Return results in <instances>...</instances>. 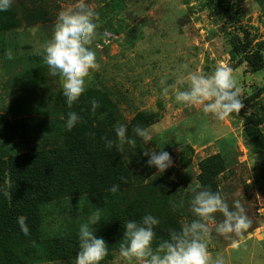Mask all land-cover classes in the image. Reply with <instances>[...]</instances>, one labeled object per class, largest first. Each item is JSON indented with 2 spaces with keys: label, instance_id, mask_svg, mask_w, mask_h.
<instances>
[{
  "label": "rangeland",
  "instance_id": "obj_1",
  "mask_svg": "<svg viewBox=\"0 0 264 264\" xmlns=\"http://www.w3.org/2000/svg\"><path fill=\"white\" fill-rule=\"evenodd\" d=\"M13 1L17 5L32 7V2L40 5L39 0ZM45 1L54 14L51 22L23 24L12 32L0 34V114L8 118L24 115L21 118L24 134L7 140L15 151L30 149L23 137L29 136L34 127L27 126V122L36 126L38 120L46 118L40 111L45 110L41 105L47 94L43 86L35 88V94L31 93L37 83L32 77H46L48 85L55 89L61 87L58 77L48 75L47 65L38 52L51 39L58 14L74 8L79 2ZM121 1L122 9L116 11L113 0H85L86 6L99 14L96 42L100 45L96 48L99 69L92 73L88 86L125 94L129 102H122L124 124L130 123L137 111L154 114L146 129L151 141L136 147L143 152L145 149H162L171 154L174 166L165 173L178 187L175 200L181 209L172 208L169 212L180 224L196 219L188 206L192 195L183 200L199 184V162L218 152L224 156L227 168L218 177L222 195L232 210L239 202L251 224L240 235L223 236L214 230L215 224L224 219L223 214H213V221L208 223L209 234L205 237L209 256L213 264L218 257L224 259V264H264V150L258 152L248 140L243 118L231 114L225 121H217L200 108L187 109L161 95V80L166 79L168 85H173L178 78L187 77V72L182 69L184 64L189 65L190 71L205 75L214 72L218 64H224L232 69L243 98L260 92L252 100L258 102L256 107L264 114V68L252 72L247 63H241L243 57L232 60L228 53L233 38L248 42V52L264 47V0H233L234 10L229 21L225 16H214L205 0ZM105 32L116 35L112 42L109 39L107 44L104 43ZM9 51L13 55L11 60L6 55ZM39 66L40 70L37 69ZM254 108L249 106L251 111ZM0 133L6 135L3 129ZM190 144L195 151L184 154L182 147ZM7 148L4 146L3 151L6 149V153H10ZM184 158L190 161L188 167L182 165ZM156 174L155 168L152 175ZM89 202L78 195L48 207L58 208L56 215L63 210L57 222L62 224L70 218L76 217L77 221L86 217ZM111 263L127 264L119 252ZM40 264H75V261H44Z\"/></svg>",
  "mask_w": 264,
  "mask_h": 264
},
{
  "label": "trees",
  "instance_id": "obj_2",
  "mask_svg": "<svg viewBox=\"0 0 264 264\" xmlns=\"http://www.w3.org/2000/svg\"><path fill=\"white\" fill-rule=\"evenodd\" d=\"M39 1V6L37 2H32V7L17 5L13 1L8 11L0 12V34L12 32L23 24L30 26L38 21L45 24L51 22L54 17L51 6L45 0ZM205 1L214 16H225L226 21L231 20L233 0ZM122 6L121 0H113L116 11H121ZM231 43L228 53L232 60L243 57L241 63H247L252 72L264 68L263 46L255 52H248V42L233 38ZM37 69L40 70L41 66ZM32 79L37 83L31 93L35 94V88L43 86L47 99H39L45 108L40 112L46 118L38 120L36 126L27 122V126L34 127L29 136L23 137L29 151H15L7 143L9 138L24 134L21 120L24 115L8 118L0 114V131H6V135L0 133V264L75 261L79 251V227L97 208L101 221L94 225V231L98 237L105 239L109 250L101 264H109L119 252L126 219L138 221L145 214L156 216L160 224L155 228L154 247L168 240L170 231H180L183 225L169 212L172 208L181 209L180 203L175 200L178 187L171 182V177L167 173L153 176L155 168L147 166L148 157L137 147L131 149L126 146L122 154L115 148L109 150L105 147L102 137L115 140V126L124 124L122 102L128 101L125 94L87 86L73 108L68 109L63 100L62 86L59 89L51 87L46 77L33 76ZM259 93L246 99L242 97L244 107L240 113L233 114L243 118L248 140L255 150L261 152L264 150V114L256 107L258 102L252 100ZM93 99L100 104L95 114L91 111ZM249 106H254V110H249ZM11 109L15 111L13 107ZM69 111H75L81 117L71 131L65 126ZM153 115L137 111L133 120L125 124L128 135L135 138L140 147L143 141L135 137L132 130L137 125L149 128ZM3 145L10 153H6V149L3 151ZM190 145L182 147L184 154L195 151ZM182 165L188 167L190 161L184 158ZM226 168V160L220 152L204 158L199 162V184L222 193L218 177ZM144 180L146 182L142 184ZM113 185L119 186L115 193L109 190ZM78 195L90 200L88 215L77 221L75 217L62 224L57 223L63 210L56 215L59 209L48 206ZM191 195L185 196L183 201ZM21 215L27 217V235L18 223Z\"/></svg>",
  "mask_w": 264,
  "mask_h": 264
},
{
  "label": "clouds",
  "instance_id": "obj_3",
  "mask_svg": "<svg viewBox=\"0 0 264 264\" xmlns=\"http://www.w3.org/2000/svg\"><path fill=\"white\" fill-rule=\"evenodd\" d=\"M12 4L13 0H0V12L8 11ZM98 19L99 14L87 7L85 0H79L74 8L58 14L51 39L46 41L38 52L47 65L48 75L58 77L63 89V100L68 109H72L74 103L85 93L92 73L99 69L96 57V48L100 46L96 43ZM103 35L105 44L109 39L112 42L116 37L115 34L109 35L107 32ZM6 55L9 60L13 59L11 51ZM182 69L187 72V77L178 78L175 84L168 85L166 79L161 80V95L164 99L172 98L175 103L187 109L200 108L204 114L211 115L221 122L233 113H240L244 107L241 88L230 67L218 64L215 71L209 75L190 71L188 64L182 65ZM99 107V102L93 99L92 113L95 114ZM80 119L75 111H69L66 129L71 131ZM114 131L115 140L102 137L106 148H115L121 154L125 152L126 146L136 148L137 140L128 135L125 124H118ZM132 131L133 135L145 144L152 139L149 132L139 125ZM144 156L148 157L147 166L156 168L157 173L161 175L174 166V160L168 151L145 149ZM118 187L113 185L109 190L115 193ZM191 191L189 208L196 219L184 224L180 231H170L169 239L160 243L155 250L152 243L156 236L155 228L159 226L160 220L152 214H145L138 221L126 219L123 243L119 248L120 258L127 264H213L205 242V237L210 231L208 223L213 221V214H223L224 219L215 224L214 228L220 235H240L250 227L251 221L243 214L244 210L239 202L234 204L235 210H232L220 191H213L210 187L200 184H196ZM26 221V216L18 217L20 229L25 235L29 231ZM100 221V210L97 208L96 212L89 215L87 222L80 225L79 251L75 264H101L108 255V244L94 231V225H98ZM214 264H224V259L218 257Z\"/></svg>",
  "mask_w": 264,
  "mask_h": 264
}]
</instances>
